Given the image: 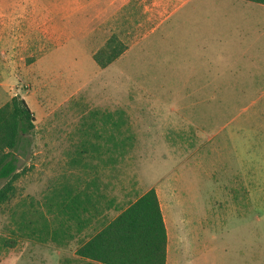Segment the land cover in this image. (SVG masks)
<instances>
[{
	"label": "rangeland",
	"instance_id": "374dc122",
	"mask_svg": "<svg viewBox=\"0 0 264 264\" xmlns=\"http://www.w3.org/2000/svg\"><path fill=\"white\" fill-rule=\"evenodd\" d=\"M196 1L155 27L131 3L93 45V59L122 49L107 67L85 51L76 66L21 67V53L0 67V107L19 95L35 115L0 203V264H88L75 256L80 244L139 196L137 185L172 177L188 190L169 264H264V36L251 54L200 48L201 22L186 16ZM93 172L120 183L98 191L97 221L77 231L66 213Z\"/></svg>",
	"mask_w": 264,
	"mask_h": 264
},
{
	"label": "crops",
	"instance_id": "0c3cea01",
	"mask_svg": "<svg viewBox=\"0 0 264 264\" xmlns=\"http://www.w3.org/2000/svg\"><path fill=\"white\" fill-rule=\"evenodd\" d=\"M189 1L192 0H0V67L12 66L15 57L21 53L23 55L16 60L21 67L61 66L68 60L76 66L78 51H85L87 58L92 60L95 40L102 39L106 30L112 31V22L122 19L131 3L139 4L142 14L146 15L145 20L155 27ZM195 3L200 6L194 7L186 16L201 22L203 33L196 38L200 39V48L207 49L209 43H214L224 51L250 54L258 51L260 38L264 36V0H197ZM209 37L213 38L210 42ZM192 163L193 168L201 165L198 161ZM217 168L223 173V179L224 166ZM178 180V177H172L167 184L159 180L141 190L137 185L139 196L132 201L151 189L156 190L167 228V264L172 251L178 247L175 227L178 222L185 221L179 206H183L188 187L179 185ZM119 183L110 175L93 172L81 188L76 186L77 192H82V197L75 194L73 203L78 215L74 217L77 231L91 228L97 221L95 196L98 191L111 193ZM129 190L134 188L129 187ZM193 222L199 223L196 227L200 228L203 219L198 216ZM67 232L65 229L64 236ZM90 238L80 244L75 256L88 264H106L77 253Z\"/></svg>",
	"mask_w": 264,
	"mask_h": 264
},
{
	"label": "trees",
	"instance_id": "16d2710c",
	"mask_svg": "<svg viewBox=\"0 0 264 264\" xmlns=\"http://www.w3.org/2000/svg\"><path fill=\"white\" fill-rule=\"evenodd\" d=\"M122 52L109 47L102 57L99 52L94 57L101 67H107ZM34 122V112L19 95L0 107V182L5 180L0 187V203L9 199L21 174L19 153L31 143ZM66 214L70 218L78 216L74 206L72 214ZM167 244L159 198L156 190L151 189L107 220L77 253L106 264H166Z\"/></svg>",
	"mask_w": 264,
	"mask_h": 264
}]
</instances>
